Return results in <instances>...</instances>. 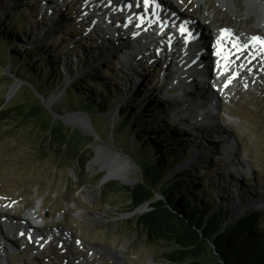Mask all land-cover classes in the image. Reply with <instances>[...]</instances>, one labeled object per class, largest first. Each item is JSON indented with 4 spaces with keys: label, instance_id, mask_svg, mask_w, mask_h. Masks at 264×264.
I'll list each match as a JSON object with an SVG mask.
<instances>
[{
    "label": "rangeland",
    "instance_id": "374dc122",
    "mask_svg": "<svg viewBox=\"0 0 264 264\" xmlns=\"http://www.w3.org/2000/svg\"><path fill=\"white\" fill-rule=\"evenodd\" d=\"M5 1L4 6L3 0L0 1V36L13 41L0 44V106L4 101L7 107L37 102L35 92L26 80L20 81L9 73V57L5 54L12 50L13 54L19 55L27 72L42 73L53 81L46 100L42 98L52 113L61 116L83 113L76 107L82 102L75 103L67 98L70 89L77 95L84 94L83 99L91 93L103 108L111 106L107 113L95 112L96 130L101 138L92 140L91 151L93 153L102 146L105 166L134 184L126 186L117 180L100 184L106 171L98 166L92 168L88 162L83 169H78L62 149V154L55 156L46 144L36 150L40 125L35 120L20 123L21 117H18L0 123V212L17 219H26L28 214L34 222L43 224L38 235L48 232L47 228L57 229L55 235H61L64 240L51 245L39 243L30 251L21 247L22 242L11 247L10 252L2 248L0 264H168L164 255L174 251L176 246L167 241H149L135 223L142 208L129 210L125 187L131 188L140 181L143 165L151 162L152 157L156 158L153 150L146 154L141 152L142 145L133 142V134L146 140L144 146L148 145V140L159 141L154 144L155 149L163 155L174 156L166 166L165 175L169 176H163L165 180L184 170L189 179L181 188L203 190L200 199L212 204L223 198L229 219L258 212L262 215L260 227L264 229L263 80L254 78L255 81L247 85L249 89L236 81L224 93L221 103L212 108L206 103L195 107L200 98L183 104L185 87L170 91L176 78H165L174 73L163 71L168 60L156 68L143 63V66L138 65L133 56H122V52L113 56L107 53L109 48L103 49V45L97 43L100 37L94 39V35L86 34V30H91V22H78L80 17L83 19L89 14L83 10L82 2L72 7L70 1L54 0L57 2L47 5V12L42 13L43 0ZM161 1L178 2L181 12L197 17L202 25L210 24V28L213 25L214 28H245L251 33L258 32L252 29L257 13L247 16L250 20L244 26L247 11L243 0H236L241 12L239 17L216 0L199 3L195 0ZM257 2L264 13V0ZM66 6L70 12L65 10ZM41 32L52 41L50 45L42 46L39 42ZM19 62L13 61L11 66L15 68ZM73 80H78V87L71 86ZM83 83L89 88L83 90ZM94 89L98 91L96 94L92 92ZM108 91L116 97L110 98ZM121 109H127L124 115V121L129 125L127 131H123L124 122L116 123ZM212 110L217 115L211 117L212 120L218 118L221 128L232 141H237V155L223 152L221 146L215 156L210 155L206 147L198 148L201 144L211 146V134L198 132L210 127L205 122ZM200 136L204 143L198 142L202 140ZM73 144L71 142L69 147ZM160 191L162 189L157 197L163 200L164 193ZM15 231L10 230L11 237Z\"/></svg>",
    "mask_w": 264,
    "mask_h": 264
},
{
    "label": "trees",
    "instance_id": "16d2710c",
    "mask_svg": "<svg viewBox=\"0 0 264 264\" xmlns=\"http://www.w3.org/2000/svg\"><path fill=\"white\" fill-rule=\"evenodd\" d=\"M0 39L4 40L0 41L1 45L10 44L13 41L11 38L4 39L1 36ZM5 56L9 57L8 65L6 64L9 73L14 74L13 76L20 81L26 80L25 83L32 86L33 90L46 100L48 92L54 85L53 81H49L48 77L42 73L27 72L26 67L22 66L19 55L13 54L12 50ZM13 61H20V64L14 68L11 66ZM77 81L73 80L71 86L78 87ZM86 88L89 87L83 83L82 89L86 90ZM70 90L67 98L75 103L82 102L76 107L82 109L81 111L89 117L95 136L101 138L96 130L95 112L107 113L111 106L106 105L103 108V104L96 101L91 93L89 97L83 99L84 94L80 96L72 89ZM92 92L96 94L98 91L94 89ZM109 96L116 97L111 91ZM35 99L36 104L22 103L12 107H7L4 101L0 106V123L10 118L16 120L18 117H21L20 123L35 120L36 124L40 125V137L35 149L39 150L41 145L46 144L55 156L66 153L65 156L73 160L74 166L83 169L93 157L90 145L95 138L67 129L50 115L36 97ZM125 113L127 109H121L116 122H124L123 131H127L129 126L124 121ZM17 125L20 124L17 123ZM137 136L139 135L133 134L132 138L133 142L142 145L141 152L146 154L153 150L156 158L152 157L151 162L143 165L141 181L132 189L125 187L126 190H124L127 193L130 211L145 202H150L151 210L137 215L135 223L143 230L144 236L149 241H167L176 246L174 251L164 255L168 264H264V229L260 227L262 215L251 211L229 219V211L222 204L223 198H218L219 202L214 201L212 204L210 201L200 199L199 195L204 194L203 190L188 191L181 188L182 184L189 179L184 170L178 171L177 175H171L165 180L163 176H169L165 175L168 171L166 166L174 160V156L158 152L154 144L159 141L151 139L148 140V145L144 146L146 140L138 139ZM71 142L74 144L69 147ZM60 149L63 150L62 153ZM160 189L164 193L163 200L156 199Z\"/></svg>",
    "mask_w": 264,
    "mask_h": 264
},
{
    "label": "bare ground",
    "instance_id": "6f19581e",
    "mask_svg": "<svg viewBox=\"0 0 264 264\" xmlns=\"http://www.w3.org/2000/svg\"><path fill=\"white\" fill-rule=\"evenodd\" d=\"M0 1H2V0H0ZM195 1L196 2L198 1L197 3H199V1H204V0H195ZM217 1L220 2L221 4H223L222 6H225V9H227L229 12H234L235 15L238 16V17L241 16V12H240L237 4H236V0H216V2ZM243 1H244V7H245V9L247 11L246 14L244 15V17H245V21L243 20L244 21V26H245V23H247V21L250 20V18L247 17V16H249L252 13H257L255 15L256 21H254L253 26H259L261 28L260 29H256V28H254L252 26V29L258 30L257 33L248 32L247 30H245V28L244 29L237 28V29H234L232 31L230 30V31L233 32V33L251 34L250 36L255 35L253 37H258V38L262 39L263 36H264V13L262 11V8L260 7V5L257 2L258 0H243ZM5 3H6V1L3 0L2 6H4ZM154 4L155 5H160L161 6V9H163L166 12V14H167L166 15V19H168L169 15L171 16V15H173V14L176 13L177 17L179 16L180 19H182L183 21H186V22L187 21H190V23L193 24V26H194V31H196L198 34L201 32L202 36L204 37V40L205 41H204V52L203 53H207V50L209 48V46H208L209 45V40H208L206 34H204V31H207L208 30L210 32V34H211V33L214 32L215 29L221 28V26L214 28L213 25H212V28H210V24H209V26L207 24H203L202 25L201 23H199V21H198V19L196 17L195 18L194 17H190L189 20L186 19V18H184V17H181L180 12L178 10V2L177 3H174L172 1V2H169L168 4H165V3H159V2H157V0H154ZM0 5H1V3H0ZM218 7H220V5ZM253 10H255V11H253ZM52 25H55V23H52ZM52 25H51V27H52ZM196 26H197V28H200V30H201L200 32L197 31V30H195ZM175 27L177 28V25H175ZM134 29H133L134 35H133V37L131 38V40L128 43L134 42L136 44V46H135L136 48L137 47H143L144 46L143 40L146 39L145 36H143V34H142L143 31L141 33H137V30L136 29L134 30ZM49 30H51V29H49ZM41 33H43V32H41ZM40 35H42V34H40ZM259 36H262V37H259ZM44 38H46V37L45 36H40L38 40L41 41ZM122 43H126V42L125 41H122ZM109 44L112 46L111 50H115L119 46L114 41L113 42H109ZM42 46H44V45H42ZM191 53L197 54L196 52H194V50H192ZM204 55H206V54H202V55H200V57L199 56H194V57H196L195 58V61L199 62L200 59H201L202 60V63H205V64H202L203 67H205L206 65H208L207 64V60L205 59V56ZM194 57H191V58L193 59ZM219 70H220V68H219ZM218 73H220V72H218ZM217 80L221 81V83L223 82V80L221 79L220 76H218ZM137 83L140 84L139 81ZM12 88H11V90H12ZM198 93H199V96H201L202 99H211V95L210 94H213L214 96L216 95V93L212 92L211 91V88H208V87L205 88V89H202V91L200 90ZM190 97H192V95H189L188 98H190ZM185 103L186 102H184L183 104H185ZM213 116L217 117L216 114H214ZM81 117L82 116L80 115V118ZM208 126H210V125H208ZM202 130H201V132H198V133L199 134L200 133H203V135L205 133H210L211 134L212 138H211V140H209V142L211 143V146H209L207 144H201V145H198V148H201V147L202 148H205L206 147V149H208V153H210V155H212V154H213V156L217 155L219 153V151H220L218 147L221 146L222 150H225V147H228V145L231 144L230 143V140H232V139L229 137L228 133L225 132V130H223V128H221V126L218 125V127H217L215 123L213 124V128L208 127V128H206V130H204V129H202ZM185 131L188 132V129L185 130ZM198 133H196V135H195L196 137L198 136ZM205 135H208V134H205ZM204 141L205 140L202 138V140L201 141H198V142L199 143H204ZM236 143H237V141H236ZM236 143L233 142L232 144H236ZM102 150H104V149H102V148H98L97 149V155H96L95 160H93L91 162V167L94 168V166H98V168L100 170H103V171L105 170L106 171V175L104 177V179H105L104 181H106V180H108V181L109 180H117L122 185H126V186L127 185L128 186L131 185L132 186L134 184L133 181H129V180H127V179L119 176V174H117L116 170H114L113 168L111 169L108 166H105V164L103 163L104 157L101 154V153H103ZM224 152H228V151L225 150ZM228 154L231 155V156L236 155L235 154V151H230V152H228ZM260 198H261V196H260ZM262 198H264V195H262ZM5 216L6 217H9V218H15L14 216L6 215V213L0 212V217H5ZM15 219H17V218H15ZM17 220H22V219L21 218H18ZM26 224H27V226H29L30 228H32L29 223H26Z\"/></svg>",
    "mask_w": 264,
    "mask_h": 264
},
{
    "label": "water",
    "instance_id": "95a60500",
    "mask_svg": "<svg viewBox=\"0 0 264 264\" xmlns=\"http://www.w3.org/2000/svg\"><path fill=\"white\" fill-rule=\"evenodd\" d=\"M13 80H15V79H13ZM29 87H31L32 88V86H30L29 85ZM35 92V91H34ZM35 97H37V99H39V101H40V103L43 105V107H45V109L50 113V115L54 118V119H56V120H58V121H60L64 126L65 125H67V126H70V127H74L75 129H71V130H76V131H78L77 129H80L81 131H82V133H85V134H89L90 136H92V137H94L95 139H97V137L95 136V134H94V132H93V130H92V128H91V125H90V122L88 121V119H87V117H86V115L84 114V113H81V114H72V113H66L65 115H63V116H61V115H57V114H55V113H52L50 110H49V105L48 104H46L45 103V101H44V99H42V97L41 96H39V94L38 93H36L35 92ZM80 115L82 116L81 118H80ZM67 128V127H66ZM67 129H69V128H67ZM70 130V129H69ZM80 133V132H79ZM81 134V133H80ZM83 135V134H82ZM84 136V135H83ZM98 148H102V149H104L102 146H99V147H97L96 149H94L93 150V157L91 158V160L89 161L90 163L93 161V160H95V158H96V155H97V149ZM109 167V166H108ZM105 179H104V177L101 179V181H100V184L101 183H103V181H104ZM141 181V180H140ZM140 181H138V182H140ZM137 182V183H138ZM136 183V184H137ZM135 184V185H136ZM134 185V186H135ZM133 186V187H134ZM133 187H131V188H129V189H132ZM156 199L157 200H162V199H159L158 197H157V194H156ZM153 202V201H152ZM149 204H150V202H145V203H143L142 205H140L139 207H137V208H135V210H139V208H142L141 210H142V213L143 212H148V211H150L151 210V208L149 207Z\"/></svg>",
    "mask_w": 264,
    "mask_h": 264
},
{
    "label": "snow or ice",
    "instance_id": "6c2138e0",
    "mask_svg": "<svg viewBox=\"0 0 264 264\" xmlns=\"http://www.w3.org/2000/svg\"><path fill=\"white\" fill-rule=\"evenodd\" d=\"M225 31H226V30H225ZM253 39H254V40H259V38H258V37H254Z\"/></svg>",
    "mask_w": 264,
    "mask_h": 264
}]
</instances>
